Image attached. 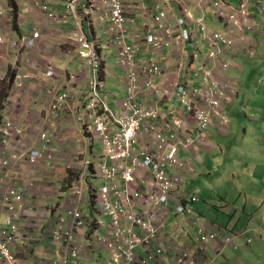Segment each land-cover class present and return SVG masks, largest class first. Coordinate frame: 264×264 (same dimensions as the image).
<instances>
[{
    "label": "rangeland",
    "instance_id": "rangeland-1",
    "mask_svg": "<svg viewBox=\"0 0 264 264\" xmlns=\"http://www.w3.org/2000/svg\"><path fill=\"white\" fill-rule=\"evenodd\" d=\"M72 1L0 0V86L6 87L0 103V142L10 151L8 156L0 157V170L14 169L13 181L24 187L7 183L4 192L0 193V208H6L4 203L15 195V188L24 195V209L27 204L26 208L35 207L40 212L51 205L47 201L54 199L57 214L49 212L50 218L59 215L61 217L56 220L59 224L69 219V228L82 225L89 229L87 242L79 241L75 235L77 230L73 231L64 252L55 259L60 264H71L81 257L85 246L92 244L94 249L98 244L109 248L110 252L104 258L108 264L113 255L116 259L110 264H264V204L260 198L264 199V130L260 145L252 149L246 144L248 139L240 137L245 118L248 122L259 119V115L249 114L250 109L258 107L259 87L264 86L260 84L264 71L250 64L251 59L261 58L259 41L256 39L254 51L252 46L246 49L250 57L246 65L241 67L240 60L233 62L234 68L240 70L242 77L239 78L228 72L227 63L221 62L232 64L229 55L218 56L221 61L216 66L215 56L220 53L216 47L204 58L206 40L199 45L190 44V41L182 40V35L174 37L170 34L168 27L173 23V20L169 22L172 16H166L167 9L164 10L163 5L157 7V0H77L73 10L68 6ZM93 2L100 12L106 13L94 29L90 27V20L84 25L81 16L92 8ZM164 2L171 3L170 0ZM208 2L213 6L203 9ZM225 2L204 0L198 8L211 15L217 9L218 24L210 27H214L212 33L217 40L227 24V20L221 19L225 14H222ZM229 4L230 9L238 6L236 16L243 11L246 13L224 34L228 46L223 47H227L228 54L238 49L239 40L245 43L252 39L258 27L264 24V15H260L259 21L256 19L258 6L264 10V2L259 1L255 7V3L248 0ZM252 7L257 10L254 14L252 9L247 10ZM114 11L120 16L114 18L117 16ZM108 12L113 14L105 20ZM226 15L230 16L228 12ZM197 18V14L190 17L193 21ZM248 18L253 21L244 24ZM137 19L143 27L135 28L130 24ZM244 25H247L246 31H242ZM185 27L184 24L182 28ZM194 30L202 31L198 24H194ZM200 37L208 38L206 35ZM155 40L157 43L162 40L161 46L165 47L160 53L154 51ZM260 42L264 53V38ZM196 47L204 50L199 57ZM152 59L158 61V66L149 63ZM204 60L213 65L203 68ZM239 83L249 86L250 94L248 97L245 93L246 98L238 100L241 110L247 111L241 112L232 126L230 111L237 104V96L230 85ZM253 86L257 88L253 89ZM218 88H224V91L221 93ZM261 95L264 96L263 91ZM216 99L214 110L203 123L204 129L190 128L188 116L200 113V102ZM39 103L46 104V108L37 109ZM192 105H195L194 110ZM24 107L33 113L25 116L26 124L13 114ZM42 113L46 114L49 124L43 123ZM224 116L227 119L223 121ZM64 122L70 124L69 130L63 128ZM216 122L217 128L209 131L207 127ZM202 133H206L205 137ZM215 133L234 141L238 149L225 154L230 159L226 161V185L222 180L223 165L210 173L206 168L198 170L196 167L202 158L195 153L204 141L210 142L209 145L217 150L216 154H222L218 146L212 144ZM63 134L71 139L70 146L75 147L61 151L55 148L57 140L62 147L67 145ZM72 153L76 155L71 157L78 156L70 162V167L77 170L71 182L64 170L61 172L60 165L64 167L66 156ZM250 153H255L251 158H254L253 163L244 168V160H248ZM37 158L39 163L32 165ZM22 166L26 171L22 174V179L27 182L24 184L17 181ZM126 172L132 175L123 182L120 175ZM159 173H163L161 181H157ZM3 181H6V175ZM190 181L198 186L193 187ZM159 183H163V190L158 189ZM188 183L192 187L189 188ZM256 184H259V207L255 210L250 207L246 213L237 211L241 207L239 186H247L246 191L251 196L250 188ZM91 192L93 202L88 206L90 199L87 197ZM207 192L213 194L215 204L206 208L208 214L195 209V203L200 200L203 205L207 200L203 197ZM230 193H233L232 201L226 198ZM100 194H106L107 198L116 195L127 203L117 206L110 199L111 208L102 209ZM144 202L146 207L141 210ZM172 203L175 204L174 213L183 223L177 229L174 244L169 235L161 232L171 213L168 206ZM6 212L17 213L8 207L2 213L5 214L1 216L0 224ZM31 213L36 215L35 211ZM240 213L248 218V227L253 228L252 231L228 230L215 219L227 221L231 215L230 224L239 229L237 215ZM203 220L218 225L211 227ZM16 227V230H10L12 236L20 229L19 224ZM235 238H242V247L234 250L232 260L227 251L220 252L221 258L210 253L206 260H196L206 256L207 246L217 240L222 241V246L238 249L240 244L234 241ZM4 241L5 237L0 242V249ZM13 242L11 240L4 251H0V264H21L15 255L13 259L9 257V246ZM138 247L146 254H141ZM15 253L10 251V254Z\"/></svg>",
    "mask_w": 264,
    "mask_h": 264
},
{
    "label": "crops",
    "instance_id": "crops-1",
    "mask_svg": "<svg viewBox=\"0 0 264 264\" xmlns=\"http://www.w3.org/2000/svg\"><path fill=\"white\" fill-rule=\"evenodd\" d=\"M164 1H169V0H157L156 5L159 8L160 6L163 5V8H166L169 11V19L170 21L173 20L174 23H179L180 25H183V23L185 22L183 20V16H185L184 11H183V6L184 7H188V8H192L194 6V4L189 3L188 0H170L171 3L165 4ZM226 5L229 7L230 6V2L237 4L239 2V0H225ZM250 3H255L254 7L257 6L259 4V1L262 2V0H248ZM264 2V1H263ZM262 2V4H263ZM228 3V4H227ZM252 7L249 9H252L253 14L256 13V9ZM232 8V7H231ZM63 10H65L64 7H62ZM23 10H26V8H23ZM258 11H259V15H257L256 19L257 21H259L261 19L260 15H264V10L261 9V7L259 8L258 6ZM27 12V10L25 11ZM171 14V15H170ZM207 18L209 19L207 25H208V29L210 30L211 26H216L218 24V19H215L211 14L206 13ZM83 16V15H81ZM182 17V18H181ZM180 19V20H179ZM84 20V25L88 22L86 18L83 19ZM251 20L253 21V18H251ZM264 23V20L263 22ZM132 24L135 28H139V27H143L141 20L137 19L135 21V23H130ZM27 25V24H25ZM100 24H94L92 25V28H96L98 27ZM214 28V27H213ZM90 29H87V31H89ZM260 30V31H259ZM253 31L250 30V33ZM253 38L250 39L249 41H247L246 43H241V44H237L236 47H238V49H235L232 53L234 56H232V53H230L231 55V61L232 64L230 66V68L228 69V72H231V75L236 76L241 78L242 76L239 74L240 70L234 68L233 62H237V61H241V67L247 64V58L249 55V51H247L246 49H248L250 46H252L253 51L257 48V44L256 39L259 41V60H253L251 59L250 64L253 66H256L259 68V71H264V53H263V47L262 44L260 42L261 38H264V24H262V27H258L255 35L252 36ZM191 42L190 44L195 43V41L192 40H187L185 41V43L187 42ZM196 42L198 43V45L200 44V42H204V41H198V39L196 40ZM201 50L197 53V56H199V53L201 51H204L202 48L200 47ZM197 47L195 48V50L197 51ZM247 55V56H246ZM184 57V56H183ZM241 69V68H240ZM264 77V76H262ZM2 78V77H0ZM1 83V82H0ZM4 84V83H3ZM263 85V84H261ZM253 89H256L257 86H253ZM6 91V87L5 85L0 86V103L4 98V92ZM261 91L264 92V86L263 87H259V92H260V96L259 99L257 100V105L258 107L256 109H250L249 114L251 115H259V119L258 120H252V122H248L246 121L245 118V123H242V131L240 133V137L244 138V139H248V141H246V144L248 146L249 149H252L254 147H257L260 145L261 143V135H262V130H264V96L261 95ZM249 97L250 94V88L249 86H243L241 85V83H239V85L237 86V104L236 106L230 111V115L232 117L233 115V122H232V126L234 125V122L237 119V116L244 111L247 110H241L242 106L239 105V99H245L246 98V94ZM10 98V97H9ZM28 99V98H27ZM26 99V100H27ZM46 104H41L39 103L36 108L40 109V110H44L46 107ZM23 113V114H22ZM258 113V114H256ZM13 114H15V117L17 118V120H19L21 123L26 124V122H28V120H26L25 116L26 115H33L32 112H29V110L26 109V107H24L23 110L17 109L13 112ZM16 114H20V115H16ZM5 114H3L2 116H4ZM41 115L44 116V122L45 124H49V120L46 117L45 113H42ZM14 116V115H12ZM226 117V116H225ZM232 119V118H231ZM231 122V121H230ZM253 123V124H252ZM65 126H63V128L65 130H69V126L70 124H68L67 122H64ZM252 124V125H250ZM76 127V126H75ZM217 128V122L212 124L209 127V131H212L213 129ZM79 132L78 134L80 135V127L78 128ZM225 129V128H224ZM217 131V129L215 130ZM214 131V132H215ZM64 135V139L65 142H67V145H63V147L60 145L61 143L57 140L55 141V148L59 151L63 150V148L65 150H70V147H75V146H70L69 142L71 141V139H68L69 137H67V134H63ZM211 139V137H209ZM217 138H223L224 140H216ZM29 139V137L27 138ZM215 143H212L214 146H218L219 151H222V154H216L217 150H215V148L213 149V147H211L209 145V141L208 142H204V144H200L197 150V153H195L196 156L202 158V160H200V163L196 166L198 170H203L204 168H206V170H209V173L211 172V170L217 169L218 167H222V171H223V177L222 180L226 185V179H225V172L228 170V164H226V161H229V157H226L225 154H231L230 152L234 151H238L237 148H235V144L234 141L230 140V139H225L224 136L221 135V133H215L212 139ZM81 142V141H79ZM81 145V144H80ZM66 146V147H64ZM202 146V147H201ZM251 146V147H250ZM12 147V146H11ZM76 150H79V147H77ZM28 151V150H26ZM185 154L188 155L187 151H184ZM251 155L249 157H247L246 159L248 160H244L245 161V166L244 168H246L247 165L252 164L253 163V159L252 156H255V153H250ZM8 156L9 155V148L8 147H3L2 143L0 142V157L1 156ZM73 155H76V153H72V154H68L66 156V165L64 167H61V172H65L66 178L72 182L75 174L77 173V170L73 167H70V162L72 159H75L77 156L71 157ZM84 156H87V154H84ZM91 156H95V155H91ZM25 157V156H24ZM241 158L240 160L243 159V157H239ZM64 161V159L62 161H60L61 163ZM239 161V160H238ZM190 162V161H189ZM188 162V164H189ZM223 162V164H222ZM60 163V164H61ZM190 166V165H189ZM21 174V177H18L17 181L18 182H25L22 179V174L25 171V168L22 166L20 170H18ZM142 172L144 174H146L145 171L142 170ZM15 173V170H9V168L6 169H2L0 170V193L4 192V189L8 184H13L15 183L11 177V174ZM187 174V173H186ZM6 175V181H3ZM231 175H234L233 173H231ZM189 176L191 179V168L189 171ZM196 178V177H195ZM190 183H192L195 186H198L197 184H195L193 181H190ZM16 184V183H15ZM68 184V183H67ZM192 184L188 183L189 188L192 187ZM17 185V184H16ZM242 185V184H241ZM17 186H19L20 188H24L22 184H18ZM204 187H206V185H203ZM247 186H239V202L241 204V207L237 208V211H241V213H246L248 211V209L250 207L253 208V210H255L257 207H259V184H256L254 186H252L250 188V195L248 194V192L246 191ZM234 190H236V187H234ZM226 193V191H225ZM233 194V193H232ZM232 194L230 193L229 195H226L227 199L231 198L232 201ZM30 195V194H29ZM201 197L202 195L199 194ZM58 196V195H57ZM39 197V196H38ZM203 197H206L207 200H204V204L202 205L200 203V200L195 203V209L198 212H207L206 208L208 206H215V204L213 203V194L207 192L205 193V195ZM251 197V199H250ZM67 198V197H66ZM66 198L64 200H66ZM88 199L92 200L91 195H89L87 197ZM262 200V203L264 204V199L262 197H260ZM51 203V205H48L47 209H44L40 212H37V210L34 208L29 209L30 207H27V204L25 205V209L20 210L19 213V217L20 219L17 218V220L20 222L19 226L20 229L18 231V237H17V241L15 244V247H13V250L16 252V257L18 258V260L21 262V264H50L52 260L55 259H59L61 254L64 252L65 249V244H56L55 242L50 241V232L53 229V226L56 224L57 225V221H56V216L53 218H50L48 216L49 212L51 214H57V212L55 211V204L56 201L54 199H50L49 201H47V203ZM187 203V202H186ZM86 204V203H85ZM88 206H91L87 203ZM146 207V202L142 203L140 206L141 210H144V208ZM169 211L171 212L170 215L167 217V219L164 221V227L163 230L161 232L169 235V237L171 238L172 244L175 243V235L177 233V229L178 227L182 226L183 223L179 221V217L174 213L173 209L175 208V204H169L168 206ZM4 209L0 208V218H2L1 216ZM35 211L36 215H33L31 212ZM100 211V209H99ZM98 212V211H97ZM239 214L237 215L238 218V224H239V229L236 228L237 225H231L230 221L232 220L230 217L231 215H229L228 220H223V221H219L217 218L216 221H218L221 225L226 226V228L228 230H243L246 231L248 233V229L249 230H253V228L248 227V218H245L243 216V214ZM211 218H213L214 216H210ZM101 218V217H99ZM41 219H43L44 222H41ZM251 219V218H249ZM204 223H208L211 227L213 226H217L218 224L209 220L208 222L206 220H203ZM248 227V228H247ZM89 229H79L76 231L75 235L76 238L79 241H86L87 242V234L89 233ZM250 234V233H249ZM236 243H239L240 246L237 248H235L234 246H222L221 244V240H217L214 241L213 243H210L207 248H206V256H200V258H196V260H206L208 254L213 253V254H218V257H222V254H220L221 251H227L229 252V254L231 255V260L233 257H235V252L234 250H240L242 247V238H235L234 240ZM83 245H87V244H83ZM138 250L141 254L145 255V251H143L142 249H140L138 247ZM109 248H106L104 245H100L98 244V248L94 249L93 248V244L92 245H87L82 249V253H81V257L79 259H75L74 261H72L71 264H108L104 258L107 256V253H109ZM20 264V263H19Z\"/></svg>",
    "mask_w": 264,
    "mask_h": 264
},
{
    "label": "bare ground",
    "instance_id": "bare-ground-1",
    "mask_svg": "<svg viewBox=\"0 0 264 264\" xmlns=\"http://www.w3.org/2000/svg\"><path fill=\"white\" fill-rule=\"evenodd\" d=\"M189 1V3H192V4H194V6L192 7V8H188V7H184L183 6V11H184V14H185V16H186V13H193V14H197V12H198V8H199V5H200V0H188ZM77 2V0H75V3ZM212 2V1H211ZM124 6V5H123ZM211 6H213V3H207V4H205L204 5V7H203V9H205V8H210ZM223 7L224 8H227L228 6L226 5V3L225 4H223ZM229 8V7H228ZM238 8V6L237 7H235V8H231V9H234V10H231L232 12H233V14L232 15H230V16H225V14L222 16L221 15V19L223 20V21H225V20H230V23L229 24H227V25H225L224 27H223V30H222V32H223V34H222V36L220 37V40L217 42V43H215L214 45H215V47H217V46H219L218 44H220L221 42H223V41H225L224 40V34H226L230 29H231V26H232V24H234V21L235 22H237V20H238V17H240V16H242V15H244L245 13H246V11H243V12H241L240 14H238L237 16H236V13H235V9H237ZM164 10H166V8H163ZM247 10H250L249 8L247 9ZM206 11V10H205ZM216 11H217V9H215V13L212 15L215 19H218L219 20V18H218V15L216 14ZM223 13H226V10H223V12H222V14ZM165 14H166V16H168L169 15V11L167 10L166 12H165ZM84 18H86L87 19V21H89L90 20V27H92V25H94V24H101V22H102V20H103V16H102V13L100 12V11H96V10H94V9H90V10H88L87 11V13H85L84 15ZM162 16H163V14H162ZM169 17V16H168ZM167 17V18H168ZM201 18H204V20L201 22V24H203V26L205 27V31L206 30H209L208 29V25H207V23H208V21H209V19L207 18V15H206V13H205V15H204V17L203 16H199L198 17V19L194 22V24H197L198 22H199V20L201 19ZM250 21H252L251 19H247V21H245L244 22V24H247V23H250ZM169 22H171L170 21V19H169ZM249 25V24H248ZM174 26V27H173ZM110 27V26H109ZM173 27V28H172ZM252 27V26H251ZM249 28L248 30H252V28ZM111 28V27H110ZM188 29H190V26L189 27H187L186 29H182L181 28V25L180 24H178V23H172L169 27H168V30L169 31H171L172 33H178L177 34V36L178 35H183V36H187L188 34H185V32L188 30ZM247 30V25H244L243 27H242V31H246ZM204 30H202V31H200V32H193V33H191L189 36H188V38H186V39H183V41L185 42V41H187V40H192V41H195V43L196 44H198L197 42H196V40L197 39H199L200 38V36L201 35H203V33L205 32ZM89 32V31H88ZM216 33H217V31H216ZM213 38V33L211 34V36H209L207 39H205L206 41H208V40H210V39H212ZM205 40H204V42H205ZM227 41H229V39L227 38ZM241 42H242V40H239L238 42H237V44H241ZM246 43V42H245ZM207 44V43H206ZM224 46H228L227 45V42L225 41V45ZM165 47L164 46H161V47H156L155 48V50L157 51V52H161V50L162 49H164ZM207 48V53H209L212 49H213V47H211V48H209L208 49V47H206ZM220 53H219V55H216L215 57H218V56H224V55H229L230 57H231V55H230V53L228 54V49H227V47H222L220 50ZM206 53V54H207ZM199 57V56H198ZM219 61H220V59H219ZM226 63H227V67H228V69L230 68V66H231V63H229L228 61H226ZM219 65V63H217L216 64V66H218ZM212 69H214V66H213V68ZM260 84H264V77H263V79H262V81L260 82ZM236 95H237V92H236ZM218 101V99H216V100H214L213 102L211 101V102H207V100H202L201 102H200V108H202V110L200 111V113L199 114H194V116L192 117L191 115H190V117L188 116V118H189V120H190V125H189V127L190 128H200L201 130H203L204 129V126H203V123L206 121V119L207 118H209V115H210V113L214 110V105H215V102H217ZM188 102H185V104H187ZM206 105V107L204 108V106ZM195 105H192L191 106V108L192 107H194ZM193 109V108H192ZM194 110V109H193ZM195 110H196V108H195ZM195 111H193L192 112V114L194 113ZM188 114H189V110H188ZM227 118L224 116L223 117V121L224 120H226ZM213 123H211V125H212ZM211 125H209L208 127H207V129H209V127L211 126ZM5 127V126H4ZM203 135H204V137H205V135H206V133H202ZM202 137V136H201ZM205 142V141H204ZM10 152V151H9ZM23 155V154H22ZM38 155V154H37ZM9 161H10V159H9ZM28 161V160H27ZM39 163V159L37 158V159H35V160H33V163H32V165H36V164H38ZM120 176H122V175H120ZM165 184V183H164ZM113 203H115V202H113ZM12 205H14V204H11L10 206H12ZM106 208H110V206H108V207H102V209H106ZM24 209V206L21 208V209H17V210H15V212H17V213H10V212H6V217H5V219H4V221L0 224V231H2V230H5V229H9V230H13L20 222L17 220V218L19 217V213H20V210H23ZM100 210H101V207L99 208ZM5 210H6V208H5ZM5 214V213H4ZM61 216H59V215H57L56 216V220L57 219H59ZM76 217H77V215H76ZM74 220L76 221L77 220V218H74ZM71 223V220H69V219H67L66 220V222L65 223H62V224H59V225H54L53 226V229L51 230V232H50V241H52V242H57L58 240H59V238L57 237V238H55L54 240H53V238H54V236L56 235V233L57 232H62V233H65V232H67V231H70V232H73L74 230H79V229H82V227H81V225H77V226H73V227H68V225ZM249 230V229H248ZM18 231H19V229H18ZM252 231V230H251ZM242 232H244V231H242ZM242 232H238V233H242ZM16 241H17V238L14 240V242L12 243V245L11 246H9V248H10V251H14L13 250V247H15V244H16ZM56 244H62V241H60L59 243H56ZM15 256H16V253L14 254ZM115 259H116V255H113L112 256V258H111V261H110V263H112L113 261H115ZM109 263V264H110Z\"/></svg>",
    "mask_w": 264,
    "mask_h": 264
},
{
    "label": "built area",
    "instance_id": "built-area-1",
    "mask_svg": "<svg viewBox=\"0 0 264 264\" xmlns=\"http://www.w3.org/2000/svg\"><path fill=\"white\" fill-rule=\"evenodd\" d=\"M74 1L75 0H73L72 2H70L69 4H68V6L69 7H71L72 8V10L74 9ZM201 1H204V0H200V2ZM223 4H225V3H223ZM91 9H94V10H96V11H99V9H98V7H96L95 6V3L93 2L92 4H91ZM223 10H226V13L228 12V14L229 15H232L233 14V12L231 11V9L230 8H224L223 7ZM115 12V15H117V16H114V18L116 17H119L120 16V14L118 15V12L117 11H114ZM102 13V12H101ZM226 13H225V16H227L226 15ZM235 13H236V11H235ZM103 15L104 14H106V13H102ZM113 14V12H108V14H107V16H106V18H105V20H109L110 18H111V15ZM204 15H205V13L204 12H202L201 10H198V12H197V16L199 17V16H203L204 17ZM190 17H193V13H186V16H183V20L185 21L184 23H183V25L185 24L186 25V27L185 28H182V26L183 25H181V28L184 30V29H186L187 27H189L190 26V29H188L186 32H185V34H188L187 36H183L184 38L183 39H186V38H188V36L191 34V33H193V32H195V30H194V22L195 21H193V20H191L190 19ZM114 18L113 19H111L110 21H111V23L113 22V20H114ZM182 18V17H181ZM198 19V18H197ZM180 20V19H179ZM204 20V18H201L200 20H199V22L197 23L198 25H199V27H200V30H204L205 31V27L203 26V24H201V22ZM230 23V20H227V24H229ZM179 24V23H178ZM226 24V25H227ZM162 25V22L160 23V26ZM174 27V26H173ZM172 27V28H173ZM169 33L170 34H172L174 37H176L177 36V34L178 33H172L171 31H169ZM211 34H212V30H206L204 33H203V35H206L207 37H209V36H211ZM182 39V40H183ZM205 40V38L204 37H200L199 39H198V41H204ZM219 40H217V39H215L214 37L212 38V39H210V40H208L207 41V47H208V49L209 48H211V47H215V43H217ZM155 47L154 48H156V47H161V45H163V42H162V40L160 41V42H158L157 43V40H155ZM219 46H217L216 48H217V50H220V48H222L224 45H225V41H223V42H221L220 44H218ZM198 48V47H197ZM201 50V48H198L197 49V53L199 52ZM155 52H157L156 50H154ZM212 51H213V49L209 52V53H207L206 55H205V57L204 58H206V57H209L211 54H212ZM215 59H216V63L219 61V58L218 57H215ZM221 61V60H220ZM222 63H226V61L225 62H223V61H221ZM149 63L152 65V66H154V67H156V66H158V61L157 60H155V59H152L151 61H149ZM210 65H213V63L212 62H208V61H206V60H204V64H203V68H207L208 66H210ZM262 81V80H261ZM228 86V85H227ZM231 86V89H232V91L234 92V89H235V86H234V84H231L230 85ZM225 88V87H224ZM224 88H218L217 90L219 91V92H223L224 91ZM213 97H215V96H213ZM149 162H151V161H149ZM132 175V173L131 172H126V173H124L122 176H120V178H122L123 179V182L128 178V176H131ZM162 176H163V173H159V174H157V177H158V180L157 181H161L162 180ZM157 186H158V189L159 190H163L162 189V187L164 186L163 185V183H159V184H157ZM13 190H14V194L15 195H13V196H11L10 198H13V199H16V200H14V201H11V200H9V199H7L6 201H5V205H6V210L8 209V207H10L11 209H13L14 211L15 210H17V209H21L22 207H23V199H24V195L21 193V192H19L18 190H16L15 188H13ZM131 192L132 193H130V197L132 198V195H133V191L131 190ZM115 197H117L116 195L113 197V198H107V195L106 194H100V196H99V198H100V200H101V206H104V207H108V206H110V208H111V205H110V203H109V200L110 199H113L114 200V202H115ZM103 203H105V205H103ZM122 203H127V202H125V201H123L122 200V198H120V197H117V201L115 202V204L117 205V206H120ZM11 204H14V205H12V206H10ZM78 216V215H77ZM57 225H59V223H57ZM81 227H82V225H81ZM16 228L17 227H15L14 228V230H16ZM246 232V231H245ZM17 233H18V230L15 232V234H14V236H12V231H10L9 229H5V230H2V231H0V242H1V240L5 237V243L3 244V246L1 247V249H0V251H4V249H5V247H7L8 245H9V242L11 241V240H15L16 239V235H17ZM74 232H70V231H67V232H65V233H62V232H57L56 233V235L54 236V238H53V240L55 239V238H59V240L57 241V242H55V243H59L60 241H62V244H65V248H66V245H67V243L69 242V239L71 238V236H72V234H73ZM9 252V257L11 258V259H13V257H14V254H10V251H8ZM131 258V257H130ZM132 259V258H131ZM63 263H65V261H63ZM17 264H19L18 262H17ZM54 264H60V261L59 260H55V263Z\"/></svg>",
    "mask_w": 264,
    "mask_h": 264
},
{
    "label": "trees",
    "instance_id": "trees-1",
    "mask_svg": "<svg viewBox=\"0 0 264 264\" xmlns=\"http://www.w3.org/2000/svg\"><path fill=\"white\" fill-rule=\"evenodd\" d=\"M70 183H71V182H70ZM89 195H91L92 200H90V201L88 202V204H89V205H92L94 194H93V192H91ZM236 231H238V230H236Z\"/></svg>",
    "mask_w": 264,
    "mask_h": 264
},
{
    "label": "clouds",
    "instance_id": "clouds-1",
    "mask_svg": "<svg viewBox=\"0 0 264 264\" xmlns=\"http://www.w3.org/2000/svg\"><path fill=\"white\" fill-rule=\"evenodd\" d=\"M261 3H262V2H261ZM212 29H213V28H210V30H212ZM232 54H233V53H232ZM237 86H238V85L235 86L234 92H237Z\"/></svg>",
    "mask_w": 264,
    "mask_h": 264
}]
</instances>
